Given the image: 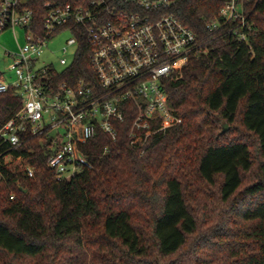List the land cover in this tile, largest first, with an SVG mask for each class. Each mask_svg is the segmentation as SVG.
<instances>
[{"label": "trees", "instance_id": "16d2710c", "mask_svg": "<svg viewBox=\"0 0 264 264\" xmlns=\"http://www.w3.org/2000/svg\"><path fill=\"white\" fill-rule=\"evenodd\" d=\"M48 1L88 0H27L36 25ZM224 2L169 10L208 52L163 82L178 123L143 154L128 144L127 118L116 141L87 143L92 169L71 181L47 168L45 137L11 152L32 178L0 156V264H264V0H242L241 42L206 27ZM78 46L67 71L91 76L88 45ZM21 105L14 90L0 93V128ZM201 220L211 225L198 245Z\"/></svg>", "mask_w": 264, "mask_h": 264}, {"label": "built area", "instance_id": "2783aa9c", "mask_svg": "<svg viewBox=\"0 0 264 264\" xmlns=\"http://www.w3.org/2000/svg\"><path fill=\"white\" fill-rule=\"evenodd\" d=\"M176 1H48L45 15L36 25L27 0H0V33L17 28L25 32V44L16 53L6 54L12 60L15 80H0V93L14 90L22 99L19 111L0 128V146L7 145L0 156H11L27 136L45 137L49 143L47 168L57 182H67L92 169L85 153L87 143L98 133L116 141L117 126L127 118L128 144L140 154L163 137L178 123L168 106L163 82L180 74L190 57L208 52L169 13ZM219 18L207 24L209 31L224 29L237 41H246L242 0H225ZM235 23L237 28L225 29ZM63 34L67 37L56 63L40 62L49 44ZM79 39L89 48L91 76L86 73L77 78L67 69L75 59ZM22 171L29 178L34 176L28 163L23 162Z\"/></svg>", "mask_w": 264, "mask_h": 264}, {"label": "rangeland", "instance_id": "374dc122", "mask_svg": "<svg viewBox=\"0 0 264 264\" xmlns=\"http://www.w3.org/2000/svg\"><path fill=\"white\" fill-rule=\"evenodd\" d=\"M66 37L67 34H63L57 40L49 44L48 51H45L44 54L40 57V62L44 61L45 63H49V62L56 63V57L59 54L58 53L59 48ZM24 44H25V32L21 28H17L14 31L9 29L0 33V78L4 80L6 83H12L15 80L14 72L10 69L12 60L8 58L6 54L16 53L18 51V47L23 46ZM226 127H227L226 131L229 130L227 124ZM4 162L5 163L13 162V164L17 165L20 169H22L23 166L22 161L18 159H13L11 156H5ZM251 177L254 178V172L250 176V178ZM201 221L199 222L198 234L194 238L195 239L194 242L198 245H201L200 237L202 236V234L206 233L207 229L211 225V223H208L203 220Z\"/></svg>", "mask_w": 264, "mask_h": 264}, {"label": "water", "instance_id": "95a60500", "mask_svg": "<svg viewBox=\"0 0 264 264\" xmlns=\"http://www.w3.org/2000/svg\"><path fill=\"white\" fill-rule=\"evenodd\" d=\"M227 127L226 125L223 126L222 132L226 131Z\"/></svg>", "mask_w": 264, "mask_h": 264}, {"label": "crops", "instance_id": "0c3cea01", "mask_svg": "<svg viewBox=\"0 0 264 264\" xmlns=\"http://www.w3.org/2000/svg\"><path fill=\"white\" fill-rule=\"evenodd\" d=\"M0 80H2V79L0 78Z\"/></svg>", "mask_w": 264, "mask_h": 264}]
</instances>
